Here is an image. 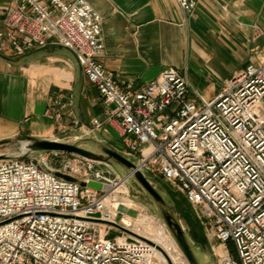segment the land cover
Instances as JSON below:
<instances>
[{"label":"built area","instance_id":"1","mask_svg":"<svg viewBox=\"0 0 264 264\" xmlns=\"http://www.w3.org/2000/svg\"><path fill=\"white\" fill-rule=\"evenodd\" d=\"M177 1L188 16L203 2ZM1 11V52L22 56L58 44L75 54L107 110L95 128L114 129L137 160L133 174L173 184L220 244L234 245L235 255L213 249L218 264H264V55L211 101L175 68L136 91L101 63L103 18L87 0H8ZM53 107L60 118L67 103L56 95ZM111 171L61 152L0 161V264H171L117 220L127 210L113 195L128 179H111Z\"/></svg>","mask_w":264,"mask_h":264},{"label":"crops","instance_id":"2","mask_svg":"<svg viewBox=\"0 0 264 264\" xmlns=\"http://www.w3.org/2000/svg\"><path fill=\"white\" fill-rule=\"evenodd\" d=\"M87 1L103 18L101 63L122 88L141 90L175 68L211 101L264 55V0H203L191 16L177 0ZM7 4L0 0V11ZM0 30L6 31L1 12ZM220 72L226 74L214 80ZM56 95L67 103L57 109L60 118L53 107ZM106 116L102 97L72 51L58 44L22 56L0 51V141L24 137L99 151L89 144L96 140L126 155L114 129L92 126Z\"/></svg>","mask_w":264,"mask_h":264},{"label":"rangeland","instance_id":"3","mask_svg":"<svg viewBox=\"0 0 264 264\" xmlns=\"http://www.w3.org/2000/svg\"><path fill=\"white\" fill-rule=\"evenodd\" d=\"M255 63L256 62H251L250 64ZM225 74V72H220V77H217L214 80L220 81L221 77ZM211 79L213 80V78ZM76 125L79 126L80 124ZM92 126L96 129L93 123ZM9 141L25 142V138L18 137ZM97 143L98 141L96 140L89 142L92 146H96ZM13 154H17V150L11 145L0 147V157ZM39 157L40 156H36L25 160L39 159ZM49 160L51 163H55L50 157ZM113 166L123 178L126 176L127 171L121 165L113 163ZM100 169L106 173H109L110 171L103 165L100 166ZM107 175L111 179L117 177V174L114 171H111L110 174ZM147 177L151 179L153 186L163 198L165 204L159 205L154 203L133 179L127 180L118 193L113 195V197L118 199L120 204L125 207H123V209L127 210V212L124 213L125 215H122V213L117 216V220L129 221L132 225L130 227L132 232L150 240L165 251L170 257L171 264H189V262L181 251L176 241L175 234L168 229L163 220V212L173 217L175 221L181 225L198 264H218V257L215 256L213 249H215L218 254L225 253L226 251H229L234 255L236 254L235 247L232 243L228 245L220 244L215 237L211 224L198 217L196 211L177 191L173 184L164 181L162 177L158 176V174L147 175ZM162 246H164V248Z\"/></svg>","mask_w":264,"mask_h":264},{"label":"water","instance_id":"4","mask_svg":"<svg viewBox=\"0 0 264 264\" xmlns=\"http://www.w3.org/2000/svg\"><path fill=\"white\" fill-rule=\"evenodd\" d=\"M22 143H26V151H21L20 148ZM5 145H11L12 147H14L17 150V154L1 156L0 161L25 160L27 158L42 156L52 152H61V153L85 158L94 161L96 163L108 165L121 179L123 180L133 179L135 183L145 192V194L154 203L159 205L165 204V201L159 195V193L153 186L151 179H149V177H147L146 174H144L141 171H138L135 174H133V172L137 169V160L108 148L104 141H99L97 143L96 146L98 147L97 149L99 151L84 149L74 144H66L57 141H39L33 139H25V142H21V141L10 142L9 140L0 141V147ZM113 163L121 165L127 171V174L124 178L115 170ZM59 176L68 181H74V179L70 177L62 176V175ZM82 186H86V185L83 183ZM87 186L95 189L102 188L100 184H95V183H90ZM162 217L168 229L175 234L176 241L181 251L185 255L187 261L189 262V264H198L197 259L191 250V246L189 245V242L186 239L185 232L181 227V225L177 223L173 217L167 215L165 212L162 213ZM121 229L124 232L133 235V233H131L130 231L124 228ZM109 238H113V235H111Z\"/></svg>","mask_w":264,"mask_h":264},{"label":"bare ground","instance_id":"5","mask_svg":"<svg viewBox=\"0 0 264 264\" xmlns=\"http://www.w3.org/2000/svg\"><path fill=\"white\" fill-rule=\"evenodd\" d=\"M21 151H26V143H22V145H21ZM121 221H123L124 222V224H126L128 227H131L132 225L130 224V222L129 221H124V220H121ZM141 237V236H140ZM143 238V237H142ZM145 239V238H144ZM146 240H148V239H146ZM148 241H150V240H148ZM153 243V242H152ZM154 244V243H153ZM155 245V244H154ZM157 246V245H156ZM163 248H164V246H162ZM160 248V247H159ZM165 252V251H164ZM166 253V252H165ZM168 255V254H167Z\"/></svg>","mask_w":264,"mask_h":264}]
</instances>
